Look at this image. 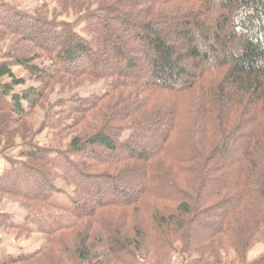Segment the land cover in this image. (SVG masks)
Returning <instances> with one entry per match:
<instances>
[{
	"label": "trees",
	"instance_id": "trees-1",
	"mask_svg": "<svg viewBox=\"0 0 264 264\" xmlns=\"http://www.w3.org/2000/svg\"><path fill=\"white\" fill-rule=\"evenodd\" d=\"M6 41L0 228L43 242L0 264H264V0H0Z\"/></svg>",
	"mask_w": 264,
	"mask_h": 264
},
{
	"label": "rangeland",
	"instance_id": "rangeland-1",
	"mask_svg": "<svg viewBox=\"0 0 264 264\" xmlns=\"http://www.w3.org/2000/svg\"><path fill=\"white\" fill-rule=\"evenodd\" d=\"M13 4L18 5L19 7L23 9H27L29 11L34 10L35 7L39 6L42 3V0H4ZM50 2V0H47ZM50 8L53 7L54 4H50ZM6 45H8V41L4 44H0V48H5ZM16 71L19 72L18 68H15ZM33 84L32 81H28L26 85ZM103 81L97 82V83H88L85 82V84L78 88L76 92L80 94L81 96L87 95L90 93H101L103 91ZM23 86H18L16 88L17 91H20L24 89ZM58 93L54 92L50 100L54 101L56 98H58ZM67 97L68 93L60 94V97ZM45 117V108L39 107L36 109L34 116H33V123L35 127H39ZM37 141H39L40 144H44L47 142V133L46 129L43 130L40 134L36 137ZM19 150V145L16 147L10 149L7 151L5 156H11L16 155ZM8 167V163L6 161V157L4 155H0V172L5 168ZM52 200L57 201H66L67 197L62 193H55L53 195ZM0 211H5L10 213L13 216V219L15 222H22L23 216H24V209L22 206L13 199H4L0 200ZM43 237L41 233L38 232L37 228L34 226H31V232L30 234H19L15 231H7L0 228V255L3 253L6 254H19V253H29L32 251H35L38 249V247L42 244ZM264 251V243L258 242L255 245L252 246V248L248 252V258L253 259L254 257L258 256ZM54 256H56V253L54 251H51ZM15 264H35V261H26L22 263H15ZM174 264H179L178 260L175 261Z\"/></svg>",
	"mask_w": 264,
	"mask_h": 264
}]
</instances>
